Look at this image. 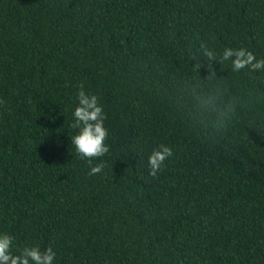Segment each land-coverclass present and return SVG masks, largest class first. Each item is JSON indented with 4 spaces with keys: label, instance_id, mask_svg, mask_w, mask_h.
I'll use <instances>...</instances> for the list:
<instances>
[{
    "label": "trees",
    "instance_id": "trees-1",
    "mask_svg": "<svg viewBox=\"0 0 264 264\" xmlns=\"http://www.w3.org/2000/svg\"><path fill=\"white\" fill-rule=\"evenodd\" d=\"M201 42L264 56V0H0V230L56 264H264V73L209 76ZM81 84L109 129L96 176L69 137Z\"/></svg>",
    "mask_w": 264,
    "mask_h": 264
},
{
    "label": "clouds",
    "instance_id": "clouds-1",
    "mask_svg": "<svg viewBox=\"0 0 264 264\" xmlns=\"http://www.w3.org/2000/svg\"><path fill=\"white\" fill-rule=\"evenodd\" d=\"M200 52L193 56L196 64L209 70V76L216 71L214 63L227 62L230 71L239 73L244 70L248 73H264V56H257L247 47H231L225 45L217 52L207 43H200ZM205 60L214 63H203ZM224 113L218 117V125L222 126ZM70 127L76 129L70 137L71 146H74L76 156L87 165V174L96 176L102 174L105 161L100 159L109 153L110 145L106 142L109 129L105 125L106 113L96 94L85 90L81 84L75 93V104L71 110ZM173 155L171 146L165 143L153 147L147 156L148 174L155 177L165 166V162ZM14 233L0 230V264H56L57 252L52 246L41 248L37 243H25L20 246L16 243Z\"/></svg>",
    "mask_w": 264,
    "mask_h": 264
}]
</instances>
